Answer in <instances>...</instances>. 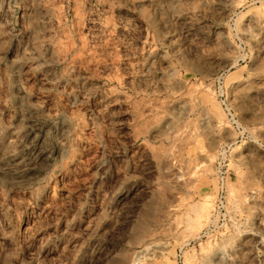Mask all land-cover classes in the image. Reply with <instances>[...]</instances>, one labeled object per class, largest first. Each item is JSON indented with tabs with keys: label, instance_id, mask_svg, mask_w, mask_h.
<instances>
[{
	"label": "rangeland",
	"instance_id": "1",
	"mask_svg": "<svg viewBox=\"0 0 264 264\" xmlns=\"http://www.w3.org/2000/svg\"><path fill=\"white\" fill-rule=\"evenodd\" d=\"M0 264H264V0H0Z\"/></svg>",
	"mask_w": 264,
	"mask_h": 264
}]
</instances>
